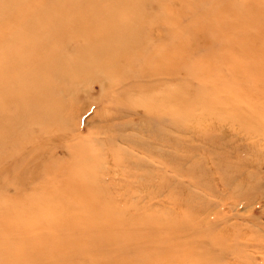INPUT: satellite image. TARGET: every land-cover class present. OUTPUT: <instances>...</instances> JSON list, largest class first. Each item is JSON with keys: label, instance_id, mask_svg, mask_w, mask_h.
<instances>
[{"label": "rangeland", "instance_id": "1", "mask_svg": "<svg viewBox=\"0 0 264 264\" xmlns=\"http://www.w3.org/2000/svg\"><path fill=\"white\" fill-rule=\"evenodd\" d=\"M25 222L45 264H264V0H0V264Z\"/></svg>", "mask_w": 264, "mask_h": 264}, {"label": "bare ground", "instance_id": "2", "mask_svg": "<svg viewBox=\"0 0 264 264\" xmlns=\"http://www.w3.org/2000/svg\"><path fill=\"white\" fill-rule=\"evenodd\" d=\"M29 6V5H28ZM15 6H13V8H14ZM114 10V9H113ZM115 11V10H114ZM87 21V20H86ZM89 21V20H88ZM88 23V22H87ZM102 28H104V27H102ZM91 29H93V27L91 28ZM106 29V28H105ZM87 30V29H86ZM90 30V29H89ZM89 30H87V31H89ZM93 31V32H92ZM92 31H90V34L91 33H93V34H95L94 33V31H95V29L94 30H92ZM83 32V31H82ZM92 34V35H93ZM101 35V34H100ZM109 35V34H108ZM110 36V35H109ZM90 37V36H89ZM35 54V53H34ZM36 59V58H35ZM46 62V61H45ZM101 62V61H100ZM102 63V62H101ZM100 63V64H101ZM43 64V63H42ZM84 66V65H83ZM36 222V221H35ZM37 222H40L39 220H37ZM43 222H41V223H37V225H34V224H32L31 222H30V224L29 225H26V222L25 223H23V224H20V226H16L17 228H15L14 229V231H17L18 232V234H20L21 235V237H22V241H20V239H17L16 240V245H17V247L19 246H22V247H20V249L19 248H17V247H15V248H17L16 249V258H18V261L16 262V264H18V263H22V264H27V263H29V262H31L32 264H42V263H44V260L45 259H47V258H49L52 254H54V253H56V251H58V248L56 247V246H54L53 245V247H51L50 245H46L47 247H50V249H41V245L42 246H44V244H43V238L41 239V234H42V229H43V227L44 226H42L43 224H42ZM32 224V225H31ZM17 225H19V224H17ZM46 227V228H45ZM44 227V229L45 230H47V228L49 227V225L48 226H45ZM56 226H54L53 228H49V231H56V228H55ZM41 233V234H40ZM29 235L30 237H26L25 238V235ZM52 234H54V233H51L50 234V236H49V240H50V238H51V235ZM2 240V239H1ZM6 240V241H5ZM28 240H31V241H34V245H30V244H32V243H29V245L26 247V245H27V243H24V241L25 242H27ZM4 241H5V243L4 244H6V242H7V244H8V241H10V239L9 240H7L6 238H4ZM11 243H12V241H11ZM9 244V245H11L12 246V244ZM6 244V245H7ZM24 244H26V245H24ZM2 245H3V243H2ZM2 246L3 248H5V247H7L8 248V246L9 245H7V246ZM60 245V244H59ZM23 246H25V247H23ZM0 249H1V246H0ZM11 249H9V251H10ZM45 264V263H44Z\"/></svg>", "mask_w": 264, "mask_h": 264}]
</instances>
